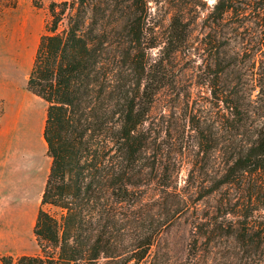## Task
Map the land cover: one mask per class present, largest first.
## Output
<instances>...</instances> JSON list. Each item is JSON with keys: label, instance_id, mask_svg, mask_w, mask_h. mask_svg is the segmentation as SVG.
Wrapping results in <instances>:
<instances>
[{"label": "trees", "instance_id": "trees-1", "mask_svg": "<svg viewBox=\"0 0 264 264\" xmlns=\"http://www.w3.org/2000/svg\"><path fill=\"white\" fill-rule=\"evenodd\" d=\"M47 13L26 82L46 103L51 159L33 228L39 253H3L1 264H146L189 210L193 256L217 239L232 244L222 264H264V0H49ZM196 29L197 79L221 114L216 128H192L201 155L189 173L200 177L202 160L217 165L191 199L176 170H153L146 124L175 82V58L198 53ZM245 55L248 93L229 81ZM212 195L209 209L195 202Z\"/></svg>", "mask_w": 264, "mask_h": 264}, {"label": "rangeland", "instance_id": "rangeland-1", "mask_svg": "<svg viewBox=\"0 0 264 264\" xmlns=\"http://www.w3.org/2000/svg\"><path fill=\"white\" fill-rule=\"evenodd\" d=\"M34 2L35 0H0V116L3 118L7 108L10 109V115H6L3 122H13L12 147L16 153H24L23 159L16 158L12 161L14 170L4 172L7 196L14 205L13 217L18 229L21 222L26 220L23 215L24 198H34L38 191V187L28 179V175L42 171L36 170L43 168L38 159V150L41 152L42 145L46 147L42 136L46 103L35 98L28 100L27 106L22 105L26 113L32 108L31 114L33 117L36 115V119L21 114L15 116L21 92H28L27 77L48 16L49 0H38L39 6ZM193 34L194 46L199 47L195 52L198 53H180L175 58V82L158 93L146 124L151 129L153 139L149 157L157 163L153 170H159V162L167 164L168 170H176L174 179L178 191L188 194L191 199L197 195L193 189L201 182V178H204L203 181L209 179L216 171L213 169L217 165L214 158L209 163L202 160L200 164L204 167L200 177L195 176V172L192 175L189 173L191 162L199 160L201 155H197V139L195 129L192 128L199 123L202 126L211 124L216 128L219 126L221 114L220 104L212 96L209 86L197 79L198 68L202 62V57L198 54L202 51V45L198 40L199 30L196 29ZM151 53L153 55V50ZM248 64V57L245 55L229 79L231 85L236 84L243 93L252 91ZM255 92L256 90L253 94ZM13 172L16 174L14 177ZM156 192V189L149 190L144 199L156 196ZM195 202L206 210L214 204L215 196ZM44 208L57 216L60 213L56 207L45 205ZM6 214L9 215L8 211ZM194 215L193 210L182 213L160 234L150 249L146 264H222L223 258L229 256L227 249H232L230 242L225 246L213 239L209 246L202 244L196 256L191 254L190 232ZM29 250L33 254L39 253L38 245ZM103 261L101 258L99 264Z\"/></svg>", "mask_w": 264, "mask_h": 264}, {"label": "crops", "instance_id": "crops-1", "mask_svg": "<svg viewBox=\"0 0 264 264\" xmlns=\"http://www.w3.org/2000/svg\"><path fill=\"white\" fill-rule=\"evenodd\" d=\"M20 95H21V99L19 100V102L17 101L18 110L15 116H19L21 114L26 117L36 119V115L35 117H33L31 114L33 112V109L29 108L30 110L26 113L22 105L27 106L28 100L31 101L35 98L38 99L40 98L34 95L33 93H31L30 91L21 92ZM8 114L10 115L9 108H7V110L5 111L4 117L6 115L8 116ZM1 116H0L1 119V123H0V211H1L0 212V254L6 253L14 256H18L21 254H33L29 249L31 247L34 249L37 247V243L33 233V228H34L37 212L39 209L41 194L44 188L46 176L49 171L51 159L46 155V147L42 145L41 152L40 150H38V153H40L38 159L42 162L43 168L36 169L42 171L32 172L30 175H28V179H30V181L35 185V187H38V191L36 197L32 198L30 196L31 198H27V197L24 198L25 204L23 207V215L26 216V220L21 222V225L18 229L15 225V219L13 217L14 205L11 201L8 200V196H7V190H6L7 181L4 176V172L5 170H14L12 168V161H14L16 158L23 159L24 153L21 152L16 153L14 151V148L12 147L13 122L4 123L3 122L4 117L2 118ZM14 175L16 176V174L13 172L12 176L14 177ZM22 180L24 181V179ZM7 211L9 215L6 214Z\"/></svg>", "mask_w": 264, "mask_h": 264}]
</instances>
